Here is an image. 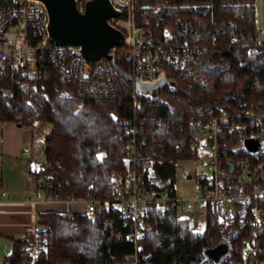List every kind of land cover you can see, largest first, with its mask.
Wrapping results in <instances>:
<instances>
[{
	"label": "trees",
	"instance_id": "obj_1",
	"mask_svg": "<svg viewBox=\"0 0 264 264\" xmlns=\"http://www.w3.org/2000/svg\"><path fill=\"white\" fill-rule=\"evenodd\" d=\"M155 2L140 0L147 5L146 15L153 23L172 25L179 40L196 44L199 57L167 73L177 86L166 85L156 95L137 92L140 104L133 97V80L107 59L103 70L84 76L74 54L57 55L38 78L0 63V120L30 126L34 137L51 124L44 138L47 164L35 160L30 173L51 183L52 191L105 198L115 172L136 170L146 187L174 194L181 162L196 161L191 143H199L201 122L222 115L227 118L220 120L221 164L231 171L229 160L264 159V141L255 136L259 147L248 150L245 140L253 132L238 126L247 121L246 109L264 112V34L258 38L255 0H170L163 13L151 11ZM117 60L123 71L131 72L126 56L117 53ZM134 138L137 158L130 155ZM194 177L201 180L197 173ZM221 185L223 194L232 196L229 218L219 200L209 201L202 230L176 210L152 211L150 218L162 221L139 238L137 264H234L243 261L251 242L264 261V216L256 224L253 212L256 204L264 210V184L262 194H257L256 183L236 178L223 179ZM40 216L37 235L16 240L4 264H110L128 262L135 252L129 226L114 210L100 212L95 220L84 213L52 210ZM120 230L123 238L117 237ZM35 239L44 246L39 252L31 249ZM222 243L228 248L218 260L207 254ZM25 244L30 247L22 249Z\"/></svg>",
	"mask_w": 264,
	"mask_h": 264
},
{
	"label": "built area",
	"instance_id": "obj_2",
	"mask_svg": "<svg viewBox=\"0 0 264 264\" xmlns=\"http://www.w3.org/2000/svg\"><path fill=\"white\" fill-rule=\"evenodd\" d=\"M88 0H78V7L81 11L85 9ZM113 6L120 11V15L110 18V22L125 33V42L121 46H114L110 49L116 55L121 53L126 56L130 63V75L134 84L133 97L135 102L136 93L140 92L135 81L157 82L162 76L171 70L185 68L196 62L199 57V48L188 40H179L175 28L169 24H160V20L153 23L151 17L146 15L144 8L147 5L141 4L140 0H111ZM172 4L170 0H156L150 5L151 11L163 13ZM263 32L258 29V38ZM77 46L55 45L50 41L48 31V10L41 0H0V63L11 64L21 74L30 78H38L45 74V66L48 60L61 58L65 53L74 54L80 61V71L84 76L93 75L97 70H103L106 66L103 59L96 61L88 60L76 54ZM109 60V59H107ZM111 61V60H110ZM118 61V60H117ZM112 64V63H111ZM62 94L72 95V92L61 90ZM246 122L238 124L241 128L251 129V136L264 138V112L255 109H246ZM226 116L214 117L210 121H202L201 132L197 143H191L200 163L205 167L201 180L189 174L193 179L192 189L189 193H181L177 188L174 194L167 189L158 187H146L144 178L136 170L131 173L115 172L114 182L110 194L105 198L93 197L90 192L85 196H64L52 191V184L44 178H36L28 170V180L34 185L27 194L26 200L31 203L36 211L34 218L36 226L30 232L24 234L20 240L29 241L37 235L38 222L41 218L39 206L41 204L55 203H80L84 205V211L92 220L98 217L103 211L114 210L124 220L125 226H129L128 238L135 243V252L130 255L128 262H111L110 264H137L138 250L141 248L139 238L144 236L146 230L153 229L160 221L151 219L152 211L163 212L171 209L194 210L207 214L209 201L219 200L223 202V216L229 218L233 206L232 196L223 194L221 182L223 179L230 181L236 178L241 183H256L257 194L261 193L264 184V159L253 161L248 157H240L236 160H229L228 165L232 170L221 164V157L224 150H220L219 133L221 130L220 120ZM51 125V124H50ZM43 140L36 144H27L23 147L22 153L27 158L36 157L37 152H44L45 136L51 133V127L43 126ZM130 155L137 158L140 152L137 148L136 138L130 145ZM44 164L47 160L41 158ZM245 197V196H243ZM248 197V196H247ZM254 220L259 224L263 220L264 210L256 204L253 209ZM117 237L123 238V232H117ZM32 252L41 251L42 247L35 239L30 244ZM23 245L22 249L30 247ZM251 250L244 253L242 262L237 264H262L257 258L258 247L250 243ZM145 256H143L144 258Z\"/></svg>",
	"mask_w": 264,
	"mask_h": 264
},
{
	"label": "water",
	"instance_id": "obj_3",
	"mask_svg": "<svg viewBox=\"0 0 264 264\" xmlns=\"http://www.w3.org/2000/svg\"><path fill=\"white\" fill-rule=\"evenodd\" d=\"M41 1L48 10V31L53 44L77 46L76 54L88 60L109 59L122 76L132 81V76L118 66L116 55L110 52L112 47L125 42V33L110 22V18L120 15L111 0H88L83 11L78 7V0ZM135 83L140 92L150 95H156L166 85L177 86L166 75L154 83L138 79ZM245 145L248 150L256 151L259 147L258 138H246ZM227 248V244L222 243L208 249L207 254L218 260Z\"/></svg>",
	"mask_w": 264,
	"mask_h": 264
},
{
	"label": "crops",
	"instance_id": "obj_4",
	"mask_svg": "<svg viewBox=\"0 0 264 264\" xmlns=\"http://www.w3.org/2000/svg\"><path fill=\"white\" fill-rule=\"evenodd\" d=\"M42 138L41 135L34 137L30 126H19L15 121L0 120V264H4L5 256L13 251L15 241L36 226V208L26 200L28 191L34 188L28 180V170L36 164L22 150L27 144H38ZM178 181L183 187L191 182L183 177ZM183 187L180 189L177 184L181 193L191 192L192 185L188 191ZM55 206L41 204L39 209L62 213L84 211L81 203H71L61 209Z\"/></svg>",
	"mask_w": 264,
	"mask_h": 264
},
{
	"label": "rangeland",
	"instance_id": "obj_5",
	"mask_svg": "<svg viewBox=\"0 0 264 264\" xmlns=\"http://www.w3.org/2000/svg\"><path fill=\"white\" fill-rule=\"evenodd\" d=\"M255 5H256L257 28L263 32V30H264V0H255ZM45 126L51 127L50 123H46ZM42 130H43V128H42ZM43 134H44V131L40 135L43 136ZM41 140H43V138ZM263 141H264V138L262 139V142ZM36 155H37V159H36V157H34L35 158L34 164H36L35 160H38V162H42L41 158H44L43 152L39 151V152H37ZM100 155H101V153H100ZM204 171H205V167L200 163L199 159L196 161L186 160V161L181 162L180 167H179V171H178V179L180 177H183V178H186L187 180H189L191 182L188 185H184V187H183V184H181L180 181H178L177 182L178 187L180 189L183 187V188H185L186 191L190 190L191 185L193 183V179L190 178L188 175L193 174V173H197L199 176V175H202L204 173ZM70 204L71 203H55L52 205H56L55 206L56 208L61 209L62 207L70 205ZM76 205H78V203H76ZM81 206H84V205L81 204ZM63 213H66V212H63ZM69 213H71V212H69ZM178 214L180 216H186V217L191 218L192 223L194 224V227L197 230L204 229V227L206 225L207 214L205 215V213H203V212L199 213L197 209L179 210ZM250 250H251V246H250V244H248L247 247L245 248V254L249 253ZM60 264H69V263H60ZM234 264H237V263H234ZM240 264H242V263H240ZM262 264H264V263L262 262Z\"/></svg>",
	"mask_w": 264,
	"mask_h": 264
}]
</instances>
